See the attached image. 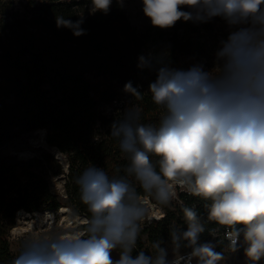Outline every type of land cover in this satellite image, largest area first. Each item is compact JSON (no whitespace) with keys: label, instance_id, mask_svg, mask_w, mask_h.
<instances>
[{"label":"clouds","instance_id":"9594fccd","mask_svg":"<svg viewBox=\"0 0 264 264\" xmlns=\"http://www.w3.org/2000/svg\"><path fill=\"white\" fill-rule=\"evenodd\" d=\"M92 4L107 12L112 0ZM142 5L154 27L220 17L231 31L212 69L167 64L157 69L148 92L162 113L158 126L142 122L138 104L114 121L111 136L129 160L126 171L161 204L170 202L176 185L210 201L208 219L232 229L233 248L242 233L245 255L256 264L264 257V0H142ZM141 64L147 66V59L141 57ZM125 91L143 99L131 82ZM76 182L91 214L86 238L28 240L11 264H166L158 244L152 256H131L146 214L131 181L91 166ZM183 213L188 228L182 237L174 234V242L182 238L194 246L191 255L200 264H217L222 257L210 243L197 246L204 228L196 212L185 207ZM117 248L120 258L114 262L110 254Z\"/></svg>","mask_w":264,"mask_h":264},{"label":"trees","instance_id":"16d2710c","mask_svg":"<svg viewBox=\"0 0 264 264\" xmlns=\"http://www.w3.org/2000/svg\"><path fill=\"white\" fill-rule=\"evenodd\" d=\"M79 30L83 34L76 35ZM230 31L220 17L179 20L166 29L149 23L136 30L120 0H112L107 12L95 10L92 0H25L19 7L13 0H0V264H11L23 247L12 249L10 230L30 214L67 206L90 219L76 182L88 167L104 169L109 178H127L137 197L151 195L128 175L129 160L111 136L112 125L138 104L142 122L158 126L162 113L148 92L157 69L162 64L180 70L194 65L212 69L215 53ZM129 82L143 99L125 91ZM36 130H45L47 146L61 155L50 150L29 158L3 153L9 142ZM58 175L64 176L60 192L51 183ZM180 197L194 199L183 193ZM171 204L173 209L164 207L162 219L140 228L133 258L144 252L145 243L162 249L169 242L180 253L193 250L182 238L174 242V234L182 237L188 223L183 209ZM21 209L28 213L17 216ZM201 225L197 246L206 242V227Z\"/></svg>","mask_w":264,"mask_h":264},{"label":"rangeland","instance_id":"374dc122","mask_svg":"<svg viewBox=\"0 0 264 264\" xmlns=\"http://www.w3.org/2000/svg\"><path fill=\"white\" fill-rule=\"evenodd\" d=\"M13 1H14V5L16 7H19L20 3L24 2L25 0H13ZM120 1L131 25L136 30H141L146 25L151 23V21L144 15L142 11L143 8L142 0H120ZM44 135L45 132L42 130H36L34 132L24 134L23 136L5 145L3 147V153L5 155L17 156L19 158H29L39 153L41 150H45V151L50 150L55 154V156L61 155V153L57 152L56 149L47 146L44 139ZM62 166L64 167L63 164ZM63 177L64 176L62 175L51 177V183L58 192L63 191V185H62ZM149 196L152 201L158 202L154 194H151ZM172 202L173 200L171 198L168 204H161V203L160 204L163 207H169L170 209H173L174 205L171 204ZM144 203H148L147 200H145ZM70 211L72 210L70 209ZM70 211L68 210L60 211V209H58L55 212L44 211L43 213L39 212V213L30 214V216L27 218V222L29 223L26 222V225L23 224L20 225L25 227H27V224L31 225L32 227L30 226V228H28L29 231L20 232L19 231L20 227L14 229L13 231L10 230L9 240L12 249L14 250L15 245L17 244L24 245L28 240L37 239L41 237L58 238L60 235L64 233H68L70 231L79 232L80 235V231L83 229V225L85 224L83 222V219L81 218L82 215L71 213ZM65 227H67L68 229L67 228L65 229ZM208 243H210L213 246L214 251L220 254L222 257L219 261H217V264H252V262L245 255V248L247 247L245 242H242L240 246L237 248H230V249L229 248L223 249L222 247L218 246L219 244H221L219 242H208ZM143 246H144L143 251L145 255L147 254L148 256H152L155 254V251L152 246H149L147 243H145ZM162 249L166 253V260L175 257L177 254L180 253V249H178L169 242H165L163 244ZM110 255L114 262L119 260L120 258V252L116 251V249H114ZM198 263L200 264L199 258H196L194 264H198ZM256 264H264V257H262L260 261L256 262Z\"/></svg>","mask_w":264,"mask_h":264},{"label":"built area","instance_id":"2783aa9c","mask_svg":"<svg viewBox=\"0 0 264 264\" xmlns=\"http://www.w3.org/2000/svg\"><path fill=\"white\" fill-rule=\"evenodd\" d=\"M174 192H175V195L172 196V200L175 202V204L179 208H182V209L187 207V208L194 210L197 214L199 223L205 225L206 233H207L205 243L219 242V243L224 244L229 249L233 248L231 246V240L229 237V234L232 232V229L226 226L219 225L216 222L208 219L207 205L210 203V201L201 200L197 198L195 195H192L185 188H182L179 185H176L174 187ZM180 193H183L186 195H192L194 199L190 201L185 200L183 199V197H180ZM138 200L142 206L144 204L143 202L144 200H147V202L150 204V206L147 208L143 206L144 209L146 210V219L141 224L140 228H143L152 222H156L165 216V208L160 203L152 201L150 196L141 195L138 197ZM67 210L70 211V208L67 207ZM51 212H55V211H51ZM70 212L73 213L72 211ZM82 219L85 224L88 223L89 221V219L86 217H83ZM211 223H213L214 225H212ZM237 228H242V226L238 225ZM86 230L87 229L83 228L80 231L79 237H86V234H87ZM242 242H244V240H243V234L241 233L234 248L239 247ZM192 251L193 250H188V251L179 253L175 257L168 259L167 264H194L195 256L191 255Z\"/></svg>","mask_w":264,"mask_h":264},{"label":"bare ground","instance_id":"6f19581e","mask_svg":"<svg viewBox=\"0 0 264 264\" xmlns=\"http://www.w3.org/2000/svg\"><path fill=\"white\" fill-rule=\"evenodd\" d=\"M44 138H45V135H44ZM48 150V149H47ZM60 151V150H59ZM56 158V157H55ZM57 159V158H56ZM61 162V161H60ZM62 163V162H61ZM67 163H68V160H67V158H66V167H67ZM66 167H64V169L66 168ZM143 206L145 207V208H147V207H149L150 206V204L149 203H144L143 204ZM60 211H67V207L66 206H62V207H60ZM44 212V211H43ZM42 212V213H43ZM46 212V211H45ZM49 212V211H48ZM48 215V214H47ZM47 217V216H46ZM80 218V217H79ZM81 218H83V216L81 217ZM36 219V218H35ZM49 219V218H48ZM78 219V218H77ZM82 220V219H81ZM26 222H27V220H25L22 224L23 225H26ZM41 222V221H40ZM39 222V223H40ZM48 222V221H47ZM69 222V221H68ZM81 222V221H80ZM27 223H29V222H27ZM72 223V222H71ZM35 225V224H34ZM33 225V226H34ZM46 225V224H45ZM30 226L31 225H29V224H27V227H25V226H20V229H19V231L20 232H26V231H29V229L28 228H30ZM65 226V225H64ZM32 227V226H31ZM67 227H65V229H66ZM68 229V228H67ZM80 235H79V232H74V231H70V232H68V233H64V234H62V235H60L58 238H60V239H72V238H75V237H79Z\"/></svg>","mask_w":264,"mask_h":264},{"label":"water","instance_id":"95a60500","mask_svg":"<svg viewBox=\"0 0 264 264\" xmlns=\"http://www.w3.org/2000/svg\"><path fill=\"white\" fill-rule=\"evenodd\" d=\"M44 132H45V130H44ZM45 139V138H44ZM45 142H46V140H45ZM46 144H47V142H46ZM48 145V144H47ZM60 153H62L61 151H60ZM61 163V162H60ZM62 164V163H61ZM67 168H68V163H67V167L65 168V170L67 171ZM28 212H26L25 210H23V209H21V210H19L18 212H17V216H22V215H24V214H27Z\"/></svg>","mask_w":264,"mask_h":264},{"label":"crops","instance_id":"0c3cea01","mask_svg":"<svg viewBox=\"0 0 264 264\" xmlns=\"http://www.w3.org/2000/svg\"><path fill=\"white\" fill-rule=\"evenodd\" d=\"M221 244H222V243H221ZM226 248H227L226 246L223 247V249H226ZM177 255H178V254H177ZM196 258H198V257H195V258H194V262H195V259H196ZM198 264H199V263H198Z\"/></svg>","mask_w":264,"mask_h":264}]
</instances>
